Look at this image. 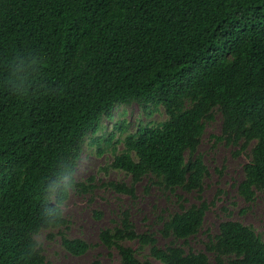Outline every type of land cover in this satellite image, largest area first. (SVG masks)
<instances>
[{
  "label": "trees",
  "instance_id": "trees-1",
  "mask_svg": "<svg viewBox=\"0 0 264 264\" xmlns=\"http://www.w3.org/2000/svg\"><path fill=\"white\" fill-rule=\"evenodd\" d=\"M133 103L167 118L124 136L111 167L131 182H110L117 192L135 198L144 177L201 190L209 172L198 147L221 113L217 140L251 152L239 194L264 195V0H0V264H50L37 234L66 228L72 189L94 188L93 177L75 179L88 135ZM209 207L170 214L164 247L128 210L99 237L121 264H209L208 252L216 264H264V239L238 220L220 223L208 252L187 249ZM62 244L74 255L90 247Z\"/></svg>",
  "mask_w": 264,
  "mask_h": 264
},
{
  "label": "rangeland",
  "instance_id": "rangeland-1",
  "mask_svg": "<svg viewBox=\"0 0 264 264\" xmlns=\"http://www.w3.org/2000/svg\"><path fill=\"white\" fill-rule=\"evenodd\" d=\"M167 118L164 107L150 105L143 108L137 103L118 105L113 117L104 118L96 131L90 133L83 147L82 156L75 172L78 182L89 183L93 177L94 188L77 192L72 189L63 205V212L69 220L68 226L58 231L44 230L37 234L43 252L50 264H89L94 259L105 263L121 264L116 248L109 249L99 237L102 229L118 224L122 210H128L137 231H149L157 237L160 246H167L170 240L159 228L162 222L180 206H190L207 201V209L202 229L187 242V249L195 252L207 251L206 242L219 231L224 220H238L254 226L264 239V195L258 193L251 203L238 192V184L244 178V165L250 161V149L217 140L222 130V115L217 113L206 126L205 134L198 147L208 168L201 190L186 191L176 188L170 191L144 177L136 185V197L117 192L110 182L130 183L131 178L123 171L111 167L116 154L124 149V136L135 131L140 124L158 123ZM118 126V128L116 127ZM112 140H109V138ZM94 139L97 141L94 142ZM81 238L90 244L82 255L70 253L62 244V236ZM182 244L181 241H173ZM136 247L137 242H126ZM146 249L139 253L141 258ZM209 254V264H216ZM153 264H162L151 258Z\"/></svg>",
  "mask_w": 264,
  "mask_h": 264
}]
</instances>
